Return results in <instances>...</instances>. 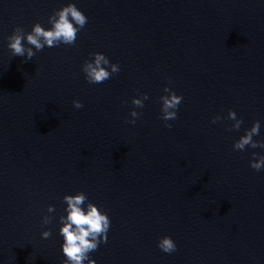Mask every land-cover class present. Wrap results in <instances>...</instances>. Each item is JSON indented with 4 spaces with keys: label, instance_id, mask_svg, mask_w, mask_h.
Segmentation results:
<instances>
[{
    "label": "water",
    "instance_id": "water-1",
    "mask_svg": "<svg viewBox=\"0 0 264 264\" xmlns=\"http://www.w3.org/2000/svg\"><path fill=\"white\" fill-rule=\"evenodd\" d=\"M69 3L88 17L74 45L13 57L16 27ZM98 52L120 71L92 84ZM166 87L183 97L170 121ZM256 121L264 141V0H0V264H63L79 192L111 222L95 264H264V148L233 147Z\"/></svg>",
    "mask_w": 264,
    "mask_h": 264
},
{
    "label": "clouds",
    "instance_id": "clouds-1",
    "mask_svg": "<svg viewBox=\"0 0 264 264\" xmlns=\"http://www.w3.org/2000/svg\"><path fill=\"white\" fill-rule=\"evenodd\" d=\"M48 23L51 28H45L40 23L34 24L31 32H25L23 27H16L13 34L8 37V47L12 51L13 57H25L27 60H32L38 51H41L45 46L51 48L60 44L74 45L78 33L88 23V17L74 4L69 3L67 6L59 9L49 17ZM27 41L26 46L24 41ZM35 49V51L33 50ZM94 60L86 61L83 65V72L89 83L101 84L111 78V76L120 71L118 64L110 62L109 58L103 53H94ZM110 68V70H109ZM164 91L169 95L162 96V119L170 121L177 118V109L181 104L183 97L177 95L170 88H165ZM149 97L145 93L142 98H133L132 104L135 107L143 108L144 101ZM76 108H82L83 104L80 101H73ZM133 117L129 123L135 124L140 113L133 109L130 113ZM229 120L235 123L229 130H239L243 120L237 118L235 111L230 110L228 113ZM222 117L216 116L213 118V123L221 120ZM171 128L172 125L168 124ZM261 124L256 121L253 126L246 130V134L241 136L233 145L235 150L243 151L246 147L264 148V141L254 140L253 137L259 135ZM256 157L257 153H253ZM251 167L257 171L264 168V155L259 156V159H254L251 162ZM64 202L67 204L65 209L67 215L60 217V235L63 237L62 251L66 257L63 264H95V260L89 259V253L98 249L99 245L107 242V233L110 228V218L107 213L91 202H87V207L84 205L88 201V197L84 192H79L75 195L64 196ZM55 211L54 206L48 207V212ZM51 216H44L42 224L47 225L52 222ZM52 235L51 229L42 233L44 239L50 238ZM158 247L165 253H173L177 250V245L174 240L165 236L161 238Z\"/></svg>",
    "mask_w": 264,
    "mask_h": 264
}]
</instances>
